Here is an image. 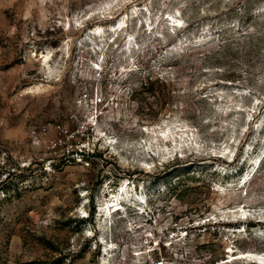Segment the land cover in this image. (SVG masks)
I'll return each instance as SVG.
<instances>
[{
	"label": "rangeland",
	"instance_id": "obj_1",
	"mask_svg": "<svg viewBox=\"0 0 264 264\" xmlns=\"http://www.w3.org/2000/svg\"><path fill=\"white\" fill-rule=\"evenodd\" d=\"M263 254L264 0H0V264Z\"/></svg>",
	"mask_w": 264,
	"mask_h": 264
},
{
	"label": "bare ground",
	"instance_id": "obj_2",
	"mask_svg": "<svg viewBox=\"0 0 264 264\" xmlns=\"http://www.w3.org/2000/svg\"><path fill=\"white\" fill-rule=\"evenodd\" d=\"M111 201H113V203H114V205H113L114 208L112 210L110 209V212L113 213V216H114V213H119V212H121V210H124V207L122 206V203H121L122 201H118L117 199H114V200L112 199ZM110 212H108V210H106V211H104V213L102 215L103 216H106V215L109 216ZM256 262L258 263L260 261L256 260Z\"/></svg>",
	"mask_w": 264,
	"mask_h": 264
},
{
	"label": "built area",
	"instance_id": "obj_3",
	"mask_svg": "<svg viewBox=\"0 0 264 264\" xmlns=\"http://www.w3.org/2000/svg\"><path fill=\"white\" fill-rule=\"evenodd\" d=\"M154 263H156V261H153V264H154ZM157 263H158V264H163V263H161L160 261H159V262H157Z\"/></svg>",
	"mask_w": 264,
	"mask_h": 264
}]
</instances>
